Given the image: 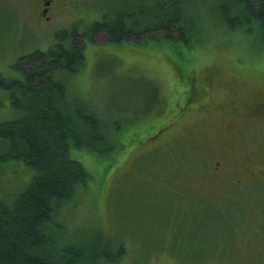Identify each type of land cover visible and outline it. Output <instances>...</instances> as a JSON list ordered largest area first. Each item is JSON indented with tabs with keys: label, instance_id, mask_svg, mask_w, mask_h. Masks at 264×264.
Segmentation results:
<instances>
[{
	"label": "rangeland",
	"instance_id": "374dc122",
	"mask_svg": "<svg viewBox=\"0 0 264 264\" xmlns=\"http://www.w3.org/2000/svg\"><path fill=\"white\" fill-rule=\"evenodd\" d=\"M147 2L58 0L47 22L32 0H0V74L13 76L11 65L17 57L48 49L55 32L73 22H94L106 13L142 7ZM212 6L209 0L195 3L201 15L198 25L207 29L212 39L189 56V69L183 63L182 71L176 69L174 62L185 59L169 47L160 49L154 44L112 45L99 37L96 45L102 48L88 45L86 49L87 68L75 79V85L100 109L107 114L119 109L116 115L129 109L152 113L157 85L163 106L152 125L149 123L150 130L139 124V135L127 137V150L108 171L104 172L108 162L103 160L75 158L86 165L94 180L75 206L66 208L64 242L70 241L71 232L83 228L80 232H91L96 243H108L114 249L121 244L126 250L118 262L99 264H196L189 260L191 254L195 252V258H201L214 241L220 253H205L211 258L205 264L232 260L243 264L255 256L264 260V231L256 226L264 220V119L250 123L255 103L264 102V44L257 35L228 31ZM16 117L8 93L0 89V122ZM244 119L246 123L241 126ZM164 132L167 135L160 138L159 133ZM149 133L154 137H148ZM162 155L170 159L162 169L173 167L179 173L178 164L183 167L182 175L170 183H176L174 192L184 198L179 204L172 201L171 190H160V186L156 190L157 184L165 186L167 182H160L158 175L151 179ZM141 156L139 162L134 161ZM76 157L80 158L79 154ZM205 157L220 163L222 170L216 174L201 172ZM243 158L247 160L244 166L240 164ZM240 169L260 177L259 183H248L256 189L224 188L222 184L231 185L238 179ZM222 171L228 176H222ZM33 174L34 170L22 162L1 166L0 200L12 203ZM256 184L258 187L252 186ZM192 195L211 196L213 201L201 198L203 207L199 203L195 207ZM257 211L259 216L255 215ZM215 229L222 233L213 239L211 231ZM242 243L248 248L244 249ZM182 247H187L183 254Z\"/></svg>",
	"mask_w": 264,
	"mask_h": 264
},
{
	"label": "trees",
	"instance_id": "16d2710c",
	"mask_svg": "<svg viewBox=\"0 0 264 264\" xmlns=\"http://www.w3.org/2000/svg\"><path fill=\"white\" fill-rule=\"evenodd\" d=\"M147 1L142 7L106 13L94 22H73L55 32V40L48 49H35L17 57L11 65L13 76L0 74V89L8 93L10 106L17 115L13 120L0 122V168L11 162H22L34 170L31 180L17 192L12 203L0 200V264L116 263L126 255L121 244L114 249L108 243H96L91 232H80L83 228L71 232L70 241L64 242L68 229L64 215L66 208L74 207L78 197L93 184V175L78 160L90 161L94 157L108 162L104 172L113 167L129 146L127 137L139 135V124L151 129L155 114L160 113L159 108L163 110L161 91L157 85L152 95L155 97L152 113L129 109L116 115L118 109L107 114L92 98L82 95L75 85V79L87 68L86 49L88 45L102 48L96 45L99 37L112 45L169 47L185 59L181 63L173 60L176 69L182 71V63L189 69V56L205 48L212 39L211 33L198 25L201 15L195 3L200 0ZM209 1L213 4L214 15H219L228 31L257 35L264 44V0ZM190 77L193 79L191 74ZM259 103H255L256 112L250 123L264 119L258 114ZM241 123L245 124L246 120ZM165 133H159L160 138L165 137ZM147 136L154 137L151 133ZM78 154L80 158L76 157ZM162 156L161 161H156V174L151 179L159 176L160 182H167L165 186L157 184L156 190L159 186L160 190H171L172 201L179 204L184 198H178L172 188L176 183H170L178 174L182 175L183 167L177 159L179 173L173 167L162 169L170 160ZM141 158L134 161L139 162ZM202 164L210 170L216 167V162L206 157ZM203 168L201 172L205 171ZM201 198L213 201L211 196ZM201 198L192 195L195 207L198 203L203 207ZM211 233L214 239L222 231L215 229ZM217 247L214 241L204 249L201 258H195L194 252L189 260L205 264L211 261L205 253H220ZM180 249L183 254L187 247Z\"/></svg>",
	"mask_w": 264,
	"mask_h": 264
},
{
	"label": "flooded vegetation",
	"instance_id": "af4514ba",
	"mask_svg": "<svg viewBox=\"0 0 264 264\" xmlns=\"http://www.w3.org/2000/svg\"><path fill=\"white\" fill-rule=\"evenodd\" d=\"M32 1L37 3L40 6L39 11H40V15L43 18V20L47 21V22H50V20H51L50 12L55 8L56 5H54V4L58 0H32ZM255 106L257 107V105H255ZM263 109H264V102H261V103L258 104V114L260 113L261 115L264 116ZM241 126H244V124L241 123ZM240 130H242V131H239V130L238 131L241 134L243 132V129L240 128ZM246 162H247V160L245 158H243V162H240V164L244 166L246 164ZM225 163H226V161H225ZM219 166H220V163L216 162V167L212 168V170L206 169V168L205 169L203 168V169L205 171H208L209 173L216 174V172H220L222 170V169H219ZM233 171L231 173H233ZM238 171L239 172H237V175L240 174L238 176L236 175L238 179L235 180V181H231V185H230V183L229 184H222V185H224V188L225 187L228 188L230 186H234L233 189L237 190L238 187L249 188L251 185H249L248 183H254V184L255 183H259L260 177H258L257 175H255L253 173H250L247 169H244L243 172H242L241 169L238 170ZM221 175L222 176H228V174H226L225 171H222ZM263 175H264V173H263ZM234 178L235 177H232V179H234ZM252 186L258 187V184L252 185ZM250 188L256 189V188H253V187H250ZM254 209H257V208H254ZM255 215L259 216V211H257L255 213ZM260 222H261V225H259V223L256 222V226H259V227L262 226V230L264 231V220H261ZM242 246H244V249L248 248V244L247 243L246 244L242 243ZM224 247H225V244H224ZM260 257H262V256H255V257L249 259L248 261H245L243 264H264V260L261 259ZM226 262H228L227 264H242L241 262L233 261V260L232 261H226Z\"/></svg>",
	"mask_w": 264,
	"mask_h": 264
},
{
	"label": "bare ground",
	"instance_id": "6f19581e",
	"mask_svg": "<svg viewBox=\"0 0 264 264\" xmlns=\"http://www.w3.org/2000/svg\"><path fill=\"white\" fill-rule=\"evenodd\" d=\"M126 15V14H125ZM17 93V92H16ZM74 196V195H73Z\"/></svg>",
	"mask_w": 264,
	"mask_h": 264
}]
</instances>
